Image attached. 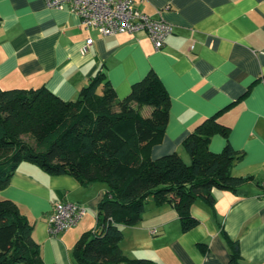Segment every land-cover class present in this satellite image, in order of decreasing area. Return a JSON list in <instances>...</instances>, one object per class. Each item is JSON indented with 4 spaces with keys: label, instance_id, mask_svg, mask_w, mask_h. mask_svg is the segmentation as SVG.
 Returning <instances> with one entry per match:
<instances>
[{
    "label": "crops",
    "instance_id": "0c3cea01",
    "mask_svg": "<svg viewBox=\"0 0 264 264\" xmlns=\"http://www.w3.org/2000/svg\"><path fill=\"white\" fill-rule=\"evenodd\" d=\"M134 4L174 26L163 48L157 49L145 31L102 35L87 29L68 6L49 7L46 0H0V86H45L61 99L72 100L103 70L124 98L153 69L171 99L164 137L150 150L153 159L177 152L190 161L184 139L219 113L218 120L230 127L232 146L242 155L234 161L232 173L248 180L236 191L214 189V207L195 200L191 213L199 224L186 232L172 204L157 205L149 198L141 220L122 226L120 246L129 258L157 264H230L223 225L232 239L239 240L241 264H264V0H134ZM88 39L92 42L84 50ZM226 140L219 133L213 135L211 151L221 152ZM105 191L104 184L83 186L71 175L49 174L23 161L0 190V198L18 204L34 224L33 238L46 264H78L74 246L85 231L96 227L97 205ZM58 200L75 202L86 212L77 225L53 235L48 220Z\"/></svg>",
    "mask_w": 264,
    "mask_h": 264
},
{
    "label": "trees",
    "instance_id": "16d2710c",
    "mask_svg": "<svg viewBox=\"0 0 264 264\" xmlns=\"http://www.w3.org/2000/svg\"><path fill=\"white\" fill-rule=\"evenodd\" d=\"M170 106L169 93L153 69L124 98L103 70L72 100L61 99L45 86H0V190L23 161L49 174L71 175L83 186L102 183L106 191L97 205V225L74 246L77 263L157 264L129 258L120 246L122 226L141 220L149 198L157 205L172 204L186 232L199 224L191 213L195 200L214 207V189L236 191L248 180L232 173L242 155L232 146L230 127L218 120L219 113L184 139L190 162L177 152L153 159L150 150L164 137ZM217 133L227 139L219 153L209 147ZM33 230L18 204L0 198V264H46ZM221 233L229 245L230 264H241L239 240L223 225Z\"/></svg>",
    "mask_w": 264,
    "mask_h": 264
},
{
    "label": "built area",
    "instance_id": "2783aa9c",
    "mask_svg": "<svg viewBox=\"0 0 264 264\" xmlns=\"http://www.w3.org/2000/svg\"><path fill=\"white\" fill-rule=\"evenodd\" d=\"M46 4L56 8L68 6L80 16L83 27L97 29L102 35L145 31L157 49L163 48L167 38L174 32L170 22L139 11L134 0H46ZM91 42L92 39H88L83 49L87 50ZM85 212L86 209L75 202H54L48 220L50 233L56 235L77 225ZM152 232L155 233L156 229Z\"/></svg>",
    "mask_w": 264,
    "mask_h": 264
},
{
    "label": "rangeland",
    "instance_id": "374dc122",
    "mask_svg": "<svg viewBox=\"0 0 264 264\" xmlns=\"http://www.w3.org/2000/svg\"><path fill=\"white\" fill-rule=\"evenodd\" d=\"M187 162H190V161H187ZM96 184H102V183H96ZM28 218V217H27Z\"/></svg>",
    "mask_w": 264,
    "mask_h": 264
}]
</instances>
